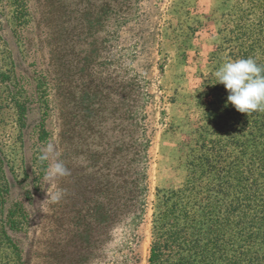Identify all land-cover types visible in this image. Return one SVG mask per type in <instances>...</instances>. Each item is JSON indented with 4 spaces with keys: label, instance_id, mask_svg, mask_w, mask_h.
<instances>
[{
    "label": "rangeland",
    "instance_id": "1",
    "mask_svg": "<svg viewBox=\"0 0 264 264\" xmlns=\"http://www.w3.org/2000/svg\"><path fill=\"white\" fill-rule=\"evenodd\" d=\"M246 2L132 0L111 10L110 0H30V50L19 56L10 0H1L11 57L29 65L37 95L23 128L0 108L8 202L25 217L10 233L18 257L1 246L0 264H148L157 199L184 186L201 147L239 167L261 120L226 116L224 107L236 110L213 75L228 60L264 66V20L247 18ZM50 144L68 176L49 178L53 161L40 157Z\"/></svg>",
    "mask_w": 264,
    "mask_h": 264
},
{
    "label": "trees",
    "instance_id": "2",
    "mask_svg": "<svg viewBox=\"0 0 264 264\" xmlns=\"http://www.w3.org/2000/svg\"><path fill=\"white\" fill-rule=\"evenodd\" d=\"M131 1L110 0L111 10L114 5ZM245 4L243 12L247 18L264 20V0H247ZM9 9L16 27L10 30L12 39L16 53L21 56L28 49L22 36L31 20L30 0H10ZM3 10L0 0V108L6 103L23 128L31 100L37 94L30 93V75L25 77L29 65L18 67L11 57L13 47L5 41L8 21H4ZM256 36L264 43V22ZM258 43L254 45L259 46ZM227 108L224 107L226 116L238 114ZM257 116L261 120L246 136V147L253 149L251 153L243 147L244 143L230 138L232 147H243L237 160L239 167L234 169L220 155L215 156L219 160L213 159L210 146L201 147L197 155L201 164L196 167L190 160L184 186L157 199L148 264H264V111L257 112ZM222 128L232 130L234 125L224 123ZM216 133L211 130L212 136ZM46 136L42 126L39 138ZM213 143L222 145L221 141ZM225 158L228 159L227 155ZM8 199L9 187L0 152V247L7 246L16 253L18 249L10 233L17 229L18 218L25 219L24 210L18 202L9 203Z\"/></svg>",
    "mask_w": 264,
    "mask_h": 264
},
{
    "label": "clouds",
    "instance_id": "3",
    "mask_svg": "<svg viewBox=\"0 0 264 264\" xmlns=\"http://www.w3.org/2000/svg\"><path fill=\"white\" fill-rule=\"evenodd\" d=\"M216 84H222L228 92L227 103L246 117L264 111V67L257 64L252 57L228 60L214 70ZM59 154L53 145H48L41 155V160L52 159L49 178L56 179L68 176L69 170L58 158ZM63 191L57 190L52 199L56 202L62 198Z\"/></svg>",
    "mask_w": 264,
    "mask_h": 264
}]
</instances>
